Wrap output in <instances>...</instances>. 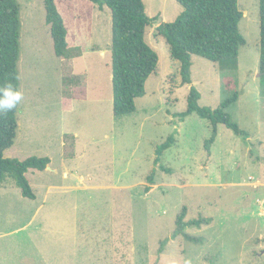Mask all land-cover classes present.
Segmentation results:
<instances>
[{
	"label": "rangeland",
	"instance_id": "1",
	"mask_svg": "<svg viewBox=\"0 0 264 264\" xmlns=\"http://www.w3.org/2000/svg\"><path fill=\"white\" fill-rule=\"evenodd\" d=\"M17 1L23 99L17 137L4 154L51 159L50 168L26 173L38 202L46 195L50 200L42 211L47 216L43 226L40 214L27 231L16 232L31 218L35 203L26 198L30 204L23 211L17 203L21 213L13 219L7 216V202L2 203L0 264H27L40 257V247L52 264H264L259 0H238L240 30L247 40L238 69L222 70L194 55L193 82L185 85L180 62L157 35L158 25L175 21L183 7L177 0H144L148 15L158 16L146 39L160 60L146 81L145 95L136 99V111L122 116L113 107L111 15L103 13L98 33L79 41L74 40L76 26H70V47L88 51L84 57L77 53L64 59L55 53L43 0ZM66 2L88 18L90 5H95L91 0ZM92 45L100 49L92 51ZM101 49L107 52L102 55ZM192 85L201 92L199 104L213 109L238 92L227 111L248 137L220 124L208 150L210 121L197 113L179 116ZM170 135L175 142L156 163V149ZM1 187L0 197H25L13 178L7 177ZM4 187H9L7 193ZM184 210L185 222L209 220L186 226L174 238ZM57 247L70 249L69 254L54 253Z\"/></svg>",
	"mask_w": 264,
	"mask_h": 264
},
{
	"label": "trees",
	"instance_id": "2",
	"mask_svg": "<svg viewBox=\"0 0 264 264\" xmlns=\"http://www.w3.org/2000/svg\"><path fill=\"white\" fill-rule=\"evenodd\" d=\"M100 8L108 6L112 16V84L113 107L117 116L136 111V99L145 95L146 81L157 72L159 54L146 39L147 28L158 19L150 17L144 0H91ZM183 7L181 14L173 22L161 23L157 35L169 45L171 57L180 62L182 84H192L193 56L197 55L218 63L222 70H235L239 65L240 48L247 43L240 30L243 12L238 0H177ZM46 22L50 25L54 50L58 57L71 58L81 53V47H70L68 30L56 0H43ZM260 11V73L264 76V0H259ZM20 6L17 0H0V86L10 83L19 90L18 61L20 58ZM239 98L238 92L226 98L219 107L213 109L201 106V92L192 85L187 98V108L179 116L184 119L192 113L208 119L212 125V135L206 140L211 145L218 135L220 124H225L238 135L248 137V133L235 122L227 107ZM19 104L6 114L0 113V187L7 177L13 178L23 196L35 198L36 194L26 176L28 170H45L50 164L48 156H30L24 160L6 157L4 152L11 148L17 137ZM175 142L170 135L158 145L155 162L159 163L164 152ZM166 171L168 168L164 167ZM153 174L150 175L153 184ZM151 185L146 186L149 191ZM185 210L177 218L173 237L180 235L186 226H201L209 219L185 222ZM190 239H193L189 236ZM168 240V239H167ZM165 240L164 242H166ZM198 241V238H194ZM163 242V243H164Z\"/></svg>",
	"mask_w": 264,
	"mask_h": 264
},
{
	"label": "crops",
	"instance_id": "3",
	"mask_svg": "<svg viewBox=\"0 0 264 264\" xmlns=\"http://www.w3.org/2000/svg\"><path fill=\"white\" fill-rule=\"evenodd\" d=\"M56 4L57 7L60 11V13L62 14L63 18H64V22L65 25L67 27L68 30V35H67V39L69 42V37H70V26H73L75 28V32H76V37H75V41H79L83 39V36L85 35H89L90 37L96 35L98 33L99 30L95 29V27L97 26V22L98 19L101 17V15L103 13H108L111 15V9H110V13L107 11L106 6L104 8H100L97 4L95 5H90L92 12H91V16L90 18L85 17L84 14H82V12L77 9L76 5H75V9L72 8L71 9V5L69 3L66 2V0H56ZM68 17L70 20H68ZM112 18V16H111ZM101 32V31H100ZM101 34V33H100ZM79 43V42H78ZM70 45V43H69ZM71 46V45H70ZM79 46V45H77ZM76 46V47H77ZM81 47V57H84V52L88 51V49L85 50L84 47ZM90 49L92 51H98L100 49V46L97 45H92V47H90ZM107 50L101 49V54L104 55V53H106ZM64 58V57H62ZM66 59V58H64ZM70 98V97H68ZM71 99V98H70ZM72 101V99H71ZM10 149V148H8ZM47 168H50V166H48ZM67 174V173H66ZM81 180H84V177L81 178ZM51 187H53V185H49L48 189H51ZM2 188V187H0ZM89 188L88 185L85 186V189ZM14 189V188H11ZM5 192L7 193V191L9 190V187H4ZM21 190V189H20ZM21 192V191H20ZM22 193V192H21ZM26 198L28 197H0V209L2 210V203L6 204L5 202H7V206H6V212H7V216H9L10 219L13 218H17L18 215L21 213V211L17 210L18 206L16 207L15 205L18 203L20 206L19 208H21V205H23L22 211L24 210V208L26 207L25 205H29L30 201L31 204L35 203V210L31 216V218L29 220H26L25 222H23V225L19 228H16L14 231H18L20 229L27 231V229L30 228V226L33 225L34 221L36 220V218L39 217L40 214H43L41 219H40V225H44L43 221L45 222V220H47V216L45 215V212L43 213L42 211H45L46 207V202H48L50 200V197H43L42 200L39 201V197H35V198H29L30 201H28ZM111 247L114 248V245L111 244ZM67 250V254H69L70 249H65L62 247H57L54 251V253H62L64 251ZM39 255L40 257L35 259L34 261H27V264H52L49 260L46 259L43 250L40 247L39 250Z\"/></svg>",
	"mask_w": 264,
	"mask_h": 264
},
{
	"label": "clouds",
	"instance_id": "4",
	"mask_svg": "<svg viewBox=\"0 0 264 264\" xmlns=\"http://www.w3.org/2000/svg\"><path fill=\"white\" fill-rule=\"evenodd\" d=\"M23 93L10 83L0 86V113L6 114L17 107L22 101Z\"/></svg>",
	"mask_w": 264,
	"mask_h": 264
},
{
	"label": "water",
	"instance_id": "5",
	"mask_svg": "<svg viewBox=\"0 0 264 264\" xmlns=\"http://www.w3.org/2000/svg\"><path fill=\"white\" fill-rule=\"evenodd\" d=\"M48 167V166H47Z\"/></svg>",
	"mask_w": 264,
	"mask_h": 264
}]
</instances>
